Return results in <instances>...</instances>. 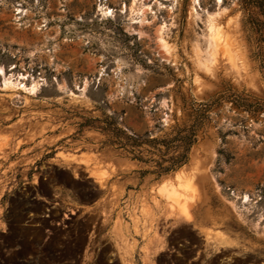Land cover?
Returning <instances> with one entry per match:
<instances>
[{"label":"rangeland","instance_id":"374dc122","mask_svg":"<svg viewBox=\"0 0 264 264\" xmlns=\"http://www.w3.org/2000/svg\"><path fill=\"white\" fill-rule=\"evenodd\" d=\"M0 68V264H145L115 234L139 211L152 264H264L254 0H0Z\"/></svg>","mask_w":264,"mask_h":264},{"label":"trees","instance_id":"16d2710c","mask_svg":"<svg viewBox=\"0 0 264 264\" xmlns=\"http://www.w3.org/2000/svg\"><path fill=\"white\" fill-rule=\"evenodd\" d=\"M254 5H256L261 13L264 14V0H254ZM108 124H110V122H108ZM107 131H110L111 134H113L115 137L121 139L123 141L122 143L129 144L132 147L139 146L142 143V141L139 140L138 137L132 135H126L122 138V136L119 135V132L123 134L124 131L119 127H114L113 129L108 128ZM195 140L196 129L194 128L193 124L188 127L178 129L176 134L168 140H160L168 142L167 144L172 143L171 145H173L174 149L176 150L174 151V154L170 155L168 158H162L160 161L157 160V172L162 173L168 172L170 170H175L176 168L184 164L187 161L189 149L195 142ZM150 141L157 142L158 140L156 138H152V140ZM164 160L167 161L168 164L164 165Z\"/></svg>","mask_w":264,"mask_h":264},{"label":"crops","instance_id":"0c3cea01","mask_svg":"<svg viewBox=\"0 0 264 264\" xmlns=\"http://www.w3.org/2000/svg\"><path fill=\"white\" fill-rule=\"evenodd\" d=\"M133 214L134 215H132L129 220H125L127 224H124V222L117 223L115 228L116 238L119 241H124L127 238L129 243L131 239L134 238L138 241L137 249L143 256L147 257V262L145 264H152L156 253L163 248L161 247L163 241L160 240V233L156 231L155 225L150 227V222H152V220H150L151 214L141 211ZM144 221L145 224L143 223ZM135 227L138 228V231H135Z\"/></svg>","mask_w":264,"mask_h":264},{"label":"bare ground","instance_id":"6f19581e","mask_svg":"<svg viewBox=\"0 0 264 264\" xmlns=\"http://www.w3.org/2000/svg\"><path fill=\"white\" fill-rule=\"evenodd\" d=\"M134 1V0H133ZM218 2H220L221 0H217ZM138 2V1H137ZM135 5V4H134ZM218 5H220V4H218ZM211 17V16H210ZM215 17V16H214ZM213 17H211V19H212ZM215 19V18H214ZM214 19H212V20H214ZM209 20V19H208ZM212 23V22H211ZM208 24V23H207ZM208 27V26H207ZM214 27V26H213ZM210 29L212 30V27H211V24H210ZM213 36V35H212ZM213 38V37H212ZM167 50V49H166ZM3 70V69H2ZM0 71H1V68H0ZM246 197H244V199H245ZM248 199V198H247ZM121 224V223H120ZM116 234V233H115ZM161 242V241H160Z\"/></svg>","mask_w":264,"mask_h":264}]
</instances>
